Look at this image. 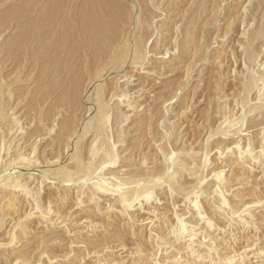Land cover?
I'll use <instances>...</instances> for the list:
<instances>
[{
	"label": "rangeland",
	"instance_id": "rangeland-1",
	"mask_svg": "<svg viewBox=\"0 0 264 264\" xmlns=\"http://www.w3.org/2000/svg\"><path fill=\"white\" fill-rule=\"evenodd\" d=\"M0 264H264V0H0Z\"/></svg>",
	"mask_w": 264,
	"mask_h": 264
}]
</instances>
